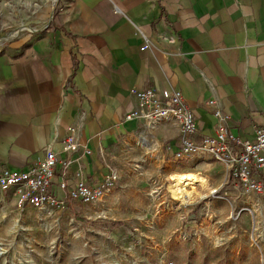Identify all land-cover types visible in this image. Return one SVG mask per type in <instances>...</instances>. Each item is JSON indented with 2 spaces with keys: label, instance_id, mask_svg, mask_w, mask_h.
Wrapping results in <instances>:
<instances>
[{
  "label": "crops",
  "instance_id": "0c3cea01",
  "mask_svg": "<svg viewBox=\"0 0 264 264\" xmlns=\"http://www.w3.org/2000/svg\"><path fill=\"white\" fill-rule=\"evenodd\" d=\"M139 89L180 91L199 143L219 126L253 140L264 126V0H0V178L54 151L53 190L66 197L61 181L97 187L119 173L134 137L169 141L174 157L176 120H126ZM69 126L77 148L66 153Z\"/></svg>",
  "mask_w": 264,
  "mask_h": 264
},
{
  "label": "rangeland",
  "instance_id": "374dc122",
  "mask_svg": "<svg viewBox=\"0 0 264 264\" xmlns=\"http://www.w3.org/2000/svg\"><path fill=\"white\" fill-rule=\"evenodd\" d=\"M131 143L97 203L20 208L0 187V264H264V194L223 164L177 162L169 141ZM188 172L195 193L174 192L173 175Z\"/></svg>",
  "mask_w": 264,
  "mask_h": 264
},
{
  "label": "built area",
  "instance_id": "2783aa9c",
  "mask_svg": "<svg viewBox=\"0 0 264 264\" xmlns=\"http://www.w3.org/2000/svg\"><path fill=\"white\" fill-rule=\"evenodd\" d=\"M138 106L126 116L127 121L137 120L150 125L165 120H176L180 125L181 146L175 152L177 162L190 159L209 158L223 164L228 178L237 181L247 191L264 194V126L257 130L253 140H241L219 126L215 136H204L199 143L196 140L197 123L193 112L186 106L182 93L178 90L162 93L154 89L133 91ZM214 104V101H210ZM216 115L221 118V112ZM222 119V118H221ZM74 126L68 127V136L64 143L66 153L74 151L76 146ZM71 161L63 160L64 167H70ZM58 154L48 151L43 161L25 172L6 170L0 178V187L13 189L18 197L20 208L27 204L36 207H51L65 210L67 198L83 204L99 202L110 190L115 174L110 175L97 187H89L80 182L68 188L66 182L58 184L66 191V197H59L53 190Z\"/></svg>",
  "mask_w": 264,
  "mask_h": 264
},
{
  "label": "bare ground",
  "instance_id": "6f19581e",
  "mask_svg": "<svg viewBox=\"0 0 264 264\" xmlns=\"http://www.w3.org/2000/svg\"><path fill=\"white\" fill-rule=\"evenodd\" d=\"M173 176L174 179H173L172 187L174 188V192L179 191L180 193H183L185 196H191L192 194L195 193L194 189L191 191L189 190V186L200 182L195 172L179 173Z\"/></svg>",
  "mask_w": 264,
  "mask_h": 264
}]
</instances>
